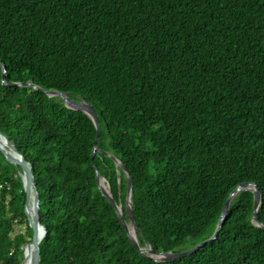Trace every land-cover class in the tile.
<instances>
[{"label":"trees","instance_id":"trees-1","mask_svg":"<svg viewBox=\"0 0 264 264\" xmlns=\"http://www.w3.org/2000/svg\"><path fill=\"white\" fill-rule=\"evenodd\" d=\"M0 64L94 105L84 111L2 82L0 129L32 164L46 228L41 264H264V0H0ZM19 168L0 151V264H22L33 231ZM21 227V229H17Z\"/></svg>","mask_w":264,"mask_h":264},{"label":"water","instance_id":"water-1","mask_svg":"<svg viewBox=\"0 0 264 264\" xmlns=\"http://www.w3.org/2000/svg\"><path fill=\"white\" fill-rule=\"evenodd\" d=\"M0 65L2 67V82H3V84L34 87L35 89H39V90L46 92L48 95L59 96L64 101V103L70 108L86 112L93 119L94 124H95L96 129H97V135H96V138L94 140V147H93V151H92V157L95 156L96 151H98L100 149L98 142H99V138H100V134H101V123H100V119H99V114H98L97 110L95 109L94 105L86 102L85 100H78V99L72 98L66 92H62V91L54 90V89H45V88L33 83L32 81H27V82L8 81L6 79V74H7L6 67L4 64H0ZM0 136L5 140V144H6V146H2L0 144V151L4 154V156L6 157V159L8 161L12 162L18 168H19V166L21 167V169L19 170V174L21 175V178L23 180L24 190L26 193L25 213L27 216L29 226L33 231L32 239H31V241L27 242V244L32 243L34 246L33 253H32L33 264H41L40 251H41L42 240L46 235V228L40 221V213H39V209H40L39 201H40V199H39L38 187L36 185V180H35V176H34L33 169H32V164L30 161L26 160L25 156L17 149V147L14 145V143H12L8 139V137L1 131V129H0ZM123 168L125 169V171L128 174V195L126 198L125 209H126L127 216L129 217V220H130L129 222L126 221V218L124 216L122 204H118L116 202V200L114 199V197L111 193L110 188H108V191H107L101 186V178L102 177H101L99 171L97 170L96 175L98 178L99 188L101 189L102 194L106 198H108L110 203L116 209V212L119 216V219L122 222V224L125 226V228L127 229L132 242L139 248V250L142 253L149 255L151 258H154L155 260L167 261V260L181 258L187 254H191V253L195 252L200 247H202L204 244L215 240L219 234V231L221 230V228L224 224V221H225V218H226L227 213L229 211V206H230V203H231L233 197L238 192H240L242 190H250L254 193V195H255L254 220L256 221V223L258 225H260L261 227H264V225L260 222V219L258 217V208H259V205L261 202L260 189H259L258 185L254 182L242 183L232 191V193L230 194V196L226 200L225 205L223 207V210L221 212L217 227H216L213 235L211 237H209L208 239L201 241L200 243H198V244H196V245H194L188 249L181 250L178 252H171V251L156 252L152 248L151 245L141 247L138 243L137 234H136V236H134L130 230V226H133V227H135L136 233H137L139 231V227L135 221V218L133 215V208H132V204H131V182H132L131 176H130L125 165H123ZM33 193H34V198H35V203H36V215H32L29 211V202H30V198H31ZM38 228H40V233H38ZM24 256H25V254H24ZM22 264H23V261H22Z\"/></svg>","mask_w":264,"mask_h":264},{"label":"bare ground","instance_id":"bare-ground-1","mask_svg":"<svg viewBox=\"0 0 264 264\" xmlns=\"http://www.w3.org/2000/svg\"><path fill=\"white\" fill-rule=\"evenodd\" d=\"M0 144L2 146H6L5 140L0 136ZM101 186L108 191L107 185L105 184L104 178H101ZM29 211L32 215H36V203H35V198H34V193L32 194L29 202ZM131 233L136 236V229L133 226H130ZM38 233H40V228H38ZM33 244H25L23 249H24V260L23 264H33L32 262V253H33Z\"/></svg>","mask_w":264,"mask_h":264},{"label":"rangeland","instance_id":"rangeland-1","mask_svg":"<svg viewBox=\"0 0 264 264\" xmlns=\"http://www.w3.org/2000/svg\"><path fill=\"white\" fill-rule=\"evenodd\" d=\"M106 184V183H105ZM107 185V184H106ZM107 188H108V185H107ZM17 229L19 230V229H21V227H17Z\"/></svg>","mask_w":264,"mask_h":264},{"label":"built area","instance_id":"built-area-1","mask_svg":"<svg viewBox=\"0 0 264 264\" xmlns=\"http://www.w3.org/2000/svg\"><path fill=\"white\" fill-rule=\"evenodd\" d=\"M2 184L0 183V188H1Z\"/></svg>","mask_w":264,"mask_h":264}]
</instances>
